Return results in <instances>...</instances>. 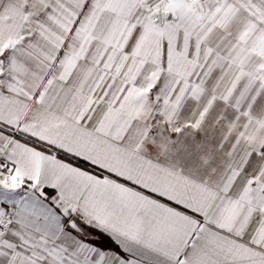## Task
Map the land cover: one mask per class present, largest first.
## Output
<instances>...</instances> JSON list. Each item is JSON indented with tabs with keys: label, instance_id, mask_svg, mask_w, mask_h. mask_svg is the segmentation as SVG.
Masks as SVG:
<instances>
[{
	"label": "snow or ice",
	"instance_id": "obj_1",
	"mask_svg": "<svg viewBox=\"0 0 264 264\" xmlns=\"http://www.w3.org/2000/svg\"><path fill=\"white\" fill-rule=\"evenodd\" d=\"M0 264H264V0H0Z\"/></svg>",
	"mask_w": 264,
	"mask_h": 264
}]
</instances>
